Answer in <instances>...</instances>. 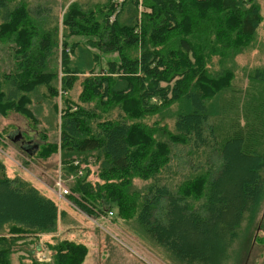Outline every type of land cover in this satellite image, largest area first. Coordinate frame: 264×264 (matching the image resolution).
Listing matches in <instances>:
<instances>
[{
    "label": "trees",
    "instance_id": "trees-1",
    "mask_svg": "<svg viewBox=\"0 0 264 264\" xmlns=\"http://www.w3.org/2000/svg\"><path fill=\"white\" fill-rule=\"evenodd\" d=\"M29 5L0 0V42L12 48L11 70L0 67V114L38 125L30 106L39 88L63 108L60 141L40 134L28 157L59 152L81 210L136 218L181 263L229 264L264 204V69L243 70L240 86L235 65L262 21L256 0L73 2L61 44L58 22ZM106 55L117 60L99 64ZM59 216L54 200L0 160V264H12L20 242L56 233ZM47 249L50 261L31 264H83L88 253L68 240Z\"/></svg>",
    "mask_w": 264,
    "mask_h": 264
},
{
    "label": "rangeland",
    "instance_id": "rangeland-1",
    "mask_svg": "<svg viewBox=\"0 0 264 264\" xmlns=\"http://www.w3.org/2000/svg\"><path fill=\"white\" fill-rule=\"evenodd\" d=\"M23 1L34 5L33 8L45 9L40 17L48 19V15H51L52 26L57 25L58 22L59 43L61 44L62 20L68 7L73 2L84 3L87 0ZM98 1L106 2V0ZM115 1L117 2V0H113V2ZM256 2L260 6L262 21L258 25L252 40L253 47L245 50L236 59L237 75L242 77L240 86H245L243 70L264 69V0H256ZM86 40L82 37L70 38L71 42H85ZM11 49V46L3 45L0 42V67L5 71L12 68V60L9 56ZM108 60H117V57L116 55L103 56L99 64L104 65ZM216 61L217 59L213 58V64ZM51 69L58 72L56 84L61 90V58L52 62ZM45 91V88H39L30 106L38 119V125L28 120L27 122L21 114H0V160L5 165L7 175L10 177L20 176L31 182L44 195L55 201L60 215L56 233L40 235L37 241H32V245H28V241L20 242L12 256V264L50 261L53 253L48 251L47 244L55 245L57 242L65 240L81 244L87 248L88 253L83 264H184L177 261L173 255L147 237L142 230H138L135 225L136 218H116L114 215L110 217L111 215L105 214L104 218L101 219V213L92 215L83 209L81 210L69 195L62 198L57 195L56 181L64 179V185L67 188L70 185L72 187L73 184L72 179L65 178L63 171H61L60 153H53L47 159H40L38 156L28 157L27 152L20 146L22 143L25 147H29L31 152L36 151L35 147L43 144L41 140L43 133L46 134L51 143L60 141L59 125L60 111L63 108L62 97L53 100L46 99L43 95ZM79 92L78 85L72 93L73 99L77 98ZM173 109L175 108L173 107ZM145 121L152 125L158 121V117L152 116ZM166 122L170 128H174L172 120ZM90 159L93 161L92 157ZM91 170L92 174L89 180L92 184H97L99 181L98 167L93 165ZM229 182L231 181L229 180ZM133 184L135 187L142 188L146 183L135 180ZM244 237H246L245 242L242 247L240 246L235 250L229 264H264V204L255 226L246 233V236L244 234L242 240Z\"/></svg>",
    "mask_w": 264,
    "mask_h": 264
},
{
    "label": "built area",
    "instance_id": "built-area-1",
    "mask_svg": "<svg viewBox=\"0 0 264 264\" xmlns=\"http://www.w3.org/2000/svg\"><path fill=\"white\" fill-rule=\"evenodd\" d=\"M118 2H123L124 0H117ZM75 164H78L77 162ZM81 174V172H80ZM56 185H57V188H58V196L60 198L64 197V196H68L71 194L69 188H67L65 185H64V182L59 179L58 181H56ZM111 214V213H110ZM104 218V215H102L101 219Z\"/></svg>",
    "mask_w": 264,
    "mask_h": 264
},
{
    "label": "water",
    "instance_id": "water-1",
    "mask_svg": "<svg viewBox=\"0 0 264 264\" xmlns=\"http://www.w3.org/2000/svg\"><path fill=\"white\" fill-rule=\"evenodd\" d=\"M20 146L25 150V152H27V154H33V153L35 152V151H34V152H31L30 148H29V147H25V146H23L22 143L20 144ZM38 147H39V146L35 147L36 150H38Z\"/></svg>",
    "mask_w": 264,
    "mask_h": 264
},
{
    "label": "flooded vegetation",
    "instance_id": "flooded-vegetation-1",
    "mask_svg": "<svg viewBox=\"0 0 264 264\" xmlns=\"http://www.w3.org/2000/svg\"><path fill=\"white\" fill-rule=\"evenodd\" d=\"M24 146V145H23Z\"/></svg>",
    "mask_w": 264,
    "mask_h": 264
}]
</instances>
